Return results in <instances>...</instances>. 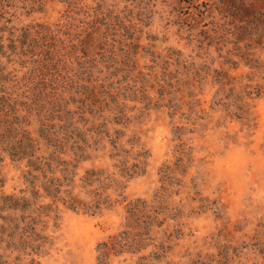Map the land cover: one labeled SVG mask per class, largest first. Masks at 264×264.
I'll return each instance as SVG.
<instances>
[{
	"label": "rangeland",
	"instance_id": "rangeland-1",
	"mask_svg": "<svg viewBox=\"0 0 264 264\" xmlns=\"http://www.w3.org/2000/svg\"><path fill=\"white\" fill-rule=\"evenodd\" d=\"M4 195L40 264H264V0H0Z\"/></svg>",
	"mask_w": 264,
	"mask_h": 264
},
{
	"label": "trees",
	"instance_id": "trees-1",
	"mask_svg": "<svg viewBox=\"0 0 264 264\" xmlns=\"http://www.w3.org/2000/svg\"><path fill=\"white\" fill-rule=\"evenodd\" d=\"M50 183H52V181H50ZM48 187L49 188H46V190L44 189L46 194L43 192V195L39 196V198L54 197L52 191L55 186ZM0 200L3 203L0 211L14 212L13 214H10L6 219L8 221L7 223L10 226V231L13 230L15 234L20 235L19 239H15L18 246V253L20 255L18 264H40L37 257H39L40 254L43 253L45 249L52 244V240L48 234L40 230L42 228L39 229V225L40 223H43L42 225H44V222L47 221L45 219H49L51 218V216L49 214H35L32 211L31 216L29 215L27 219L25 218L26 221L23 222L24 226H22L23 224L21 223V218L19 217L20 215L17 216L16 212L21 211L23 213H28V211L33 209L32 207H35L32 205L33 201H28V199L24 196L16 195H4ZM52 201H55V199L52 198ZM81 203L82 200L79 199L78 196H72L70 198L68 206L70 209L76 211L81 207ZM3 207L6 209H3ZM84 210L88 211L93 209L84 208ZM121 236L120 238L121 240H123V237ZM118 240H120L118 238V235H115L99 244L97 248V264H110L111 255H118L122 252L121 247L125 245H122L120 242H118Z\"/></svg>",
	"mask_w": 264,
	"mask_h": 264
}]
</instances>
